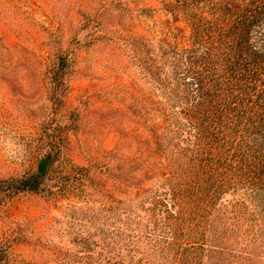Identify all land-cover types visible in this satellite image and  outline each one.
Segmentation results:
<instances>
[{"label":"trees","instance_id":"trees-1","mask_svg":"<svg viewBox=\"0 0 264 264\" xmlns=\"http://www.w3.org/2000/svg\"><path fill=\"white\" fill-rule=\"evenodd\" d=\"M141 11L187 29L171 26L152 45L138 38V54H157L147 70L158 97L148 129L154 159L134 186L151 184L101 209L74 208V248L61 263L232 264L237 252L264 253V0H161ZM48 71L63 97L69 57L58 55ZM51 123L33 171L0 180V204L25 193L88 201L90 167L66 155L69 124ZM14 239L0 247V264L11 261Z\"/></svg>","mask_w":264,"mask_h":264},{"label":"rangeland","instance_id":"rangeland-1","mask_svg":"<svg viewBox=\"0 0 264 264\" xmlns=\"http://www.w3.org/2000/svg\"><path fill=\"white\" fill-rule=\"evenodd\" d=\"M160 1L0 0V180L33 171L35 144L48 121L69 124L66 155L91 170L87 202L74 194L49 200L25 193L0 204V247L15 238L6 264H62L74 248L69 227L74 208L101 209L151 184L145 177L148 186H134L154 159L148 158V129L158 97L147 70L157 54H138V38L152 45L165 40L171 26L187 31L169 14L141 11L159 8ZM60 54L70 64L63 97L48 71ZM106 165L110 172L100 173ZM251 253L245 259L237 252L232 264H264V253Z\"/></svg>","mask_w":264,"mask_h":264}]
</instances>
